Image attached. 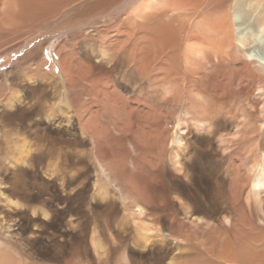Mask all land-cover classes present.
<instances>
[{"label": "bare ground", "instance_id": "6f19581e", "mask_svg": "<svg viewBox=\"0 0 264 264\" xmlns=\"http://www.w3.org/2000/svg\"><path fill=\"white\" fill-rule=\"evenodd\" d=\"M119 2L14 0L16 8L12 10L13 17L27 23L29 22L23 19L25 15L36 10L39 12L40 8L42 11L39 16L48 21L61 9H74L88 4V12L79 14L82 19L90 18L93 14L96 17V8H101V12L107 14H112V8L117 11L130 9L128 19L131 26L116 28L113 36L115 40L110 41L106 48L95 51L85 49L87 47L80 37L91 32L96 33V36H107L111 33L110 27L96 29L89 26L82 32L73 33L71 36L75 40L62 38L58 48L62 58V78L43 71L40 64L34 63L35 69L26 75L29 83L26 89L40 82L45 87V83L50 82L58 92L61 87L65 91H71L64 102L62 119L55 112L57 99L52 108L50 105L47 108L45 118L43 115L32 122V125L28 124L26 121L34 118V114L28 110V104L33 102L31 99L26 100V95L23 96L20 90L11 87V84L16 85L17 76L10 83L7 79L6 83L0 84L5 86L0 87V208L7 213V218L1 221L4 223H0V243H11L15 237L21 236L25 256H47L60 261L58 255L47 247L55 244L56 248H64L81 238L86 245L92 247L90 254L93 253L96 261L102 263L103 255H109L115 249L108 241V235L118 239L114 244L120 248L126 246L127 238L131 235L134 244L131 254L138 253L135 250L137 247L140 255H144L147 250H156L163 251L167 258L171 240L180 238L175 235L176 231L187 228L191 232L185 233L181 247L190 244L188 236L196 235L199 245L205 248L207 257L210 256L204 263L196 264H264V155L261 158L262 164L250 172L241 166L242 163L230 161L235 155L233 151L225 153L229 146L223 142L229 141L228 139L218 140L214 137L211 140L210 134L213 131L212 120L217 117V111L227 117L230 100L247 91L250 96L249 92L255 86L260 102L257 104L258 108L255 107L256 112L249 113L248 117H256L261 127H264V5L254 7L256 12L262 10L263 13L249 17L253 21L246 28H242L240 21H235V35L232 26L226 23V18L219 19L208 29H194V21L201 13L216 14L225 6V0L210 4L201 1L196 5L186 4L185 0ZM12 7H7L8 12ZM238 8L241 6L238 5ZM240 11L246 16L245 11ZM5 13L7 12L2 17H5ZM241 13L237 15L239 18ZM37 16L38 14L33 15L32 20ZM2 17L0 38L15 34L20 29L16 25L2 31L5 23ZM220 34L227 38L223 39L226 44L224 47L217 43ZM89 37L85 35V38ZM225 47L236 53L232 55ZM241 51L244 52L245 59L239 58ZM119 57L127 58L128 63L123 64ZM114 64L118 68L123 64L125 70L135 74L129 82L118 83L115 79V84L121 85L118 89L110 85V79L103 80V77H112ZM43 87L39 88L40 97L45 90ZM6 90L8 91L5 92ZM145 91L150 93L149 101L143 96ZM95 94L94 98L101 108L99 110L93 108L94 101L90 97ZM86 96L90 98L87 99ZM197 96L203 98L205 103L196 98ZM40 97H37L36 105L41 101ZM145 102H150L151 105L147 106ZM194 103L207 104L204 109L210 108V122L191 124L185 121L179 126L177 134L169 138L162 127L164 118L169 116L167 113L182 104L188 109ZM212 105H217L219 109L212 108ZM143 106L150 110L146 111ZM72 109L76 115H73ZM203 110H200V116L204 115ZM122 114L126 115L127 122L120 119ZM76 120L80 127L77 133L82 136L80 141L70 139L71 142L64 137L50 135V130L46 132L37 123H51L59 129L64 126L62 131L66 132L76 128ZM14 124L19 127L17 136L14 135ZM25 132L29 133V138L18 135L24 136ZM88 133L95 143L94 152L88 148ZM197 134L203 135V139H199ZM263 136L264 133L261 137ZM253 141L254 138L236 142L235 151L236 148L240 150ZM60 142L67 144L59 146ZM167 142L171 145L169 155ZM202 142L206 143L205 149L202 148ZM46 143L51 145L52 151L48 150ZM106 148L109 152L105 151ZM262 149L264 151V141ZM61 151H64L62 155L67 151L71 152L80 164L74 178L77 182L75 189H69L68 185L62 183L60 187L61 198H68L65 210L74 212L70 216L75 218V222L65 221L62 216L65 231L56 229L57 232H50L44 227V223H50L47 220L48 212L35 206V194L28 181L36 177L34 172L41 174V164L47 157L49 164L47 162L48 165L43 170L47 175L44 180H51L60 162L61 156L58 152ZM209 152L214 159H211ZM88 153L96 154L108 172L106 177L111 183L113 181L125 199L128 198L127 205L124 206L129 209L128 214L115 202L113 193L102 188L101 174H95L96 181L89 183L86 169L91 167V160L86 156ZM49 154H53V157ZM197 161L204 164L214 161L227 167L224 166L222 172L212 177L209 182L205 175L207 170L197 165ZM92 168L95 170V167ZM208 185L213 190L211 198L207 196L209 188H196ZM81 209L86 213H94L96 217L93 227L82 218ZM51 211L58 220L59 211ZM25 217L28 218L30 226L23 223ZM96 219L99 226L97 229ZM55 226L54 224V228ZM19 227L21 228L18 231ZM97 230L106 240L99 237ZM96 231V237L101 242L96 240ZM41 240L47 244L42 245L38 251H32ZM181 247H176L178 249L171 257V262L166 264H183L187 255ZM2 251L0 249V264H15L5 258Z\"/></svg>", "mask_w": 264, "mask_h": 264}, {"label": "rangeland", "instance_id": "374dc122", "mask_svg": "<svg viewBox=\"0 0 264 264\" xmlns=\"http://www.w3.org/2000/svg\"><path fill=\"white\" fill-rule=\"evenodd\" d=\"M119 1L122 2L125 0H119ZM185 1H186V4L191 3L193 5H196V4H199V2L201 1H205L206 3L210 4L215 1L218 2L219 0H185ZM18 2H20V0H18ZM0 3H1L0 10L2 11V13L0 11V15H1L0 18L2 17V14L4 12H7L5 13V17H2L5 23L2 25L4 27H2L1 30L5 31L11 27H15L16 25L20 26V29L16 31L15 34H10L9 36H6V37L4 36L3 37L4 39L0 38V84L6 83L7 79H9V83H10V80H13L17 76V78L15 79L16 85L14 86L13 84H11V87H14L15 90L17 89L20 90L23 96L26 95L25 96L26 100L29 101L31 99L30 101L33 102V103L30 102L31 104H28V106L31 107V108L28 107V110H29V113L31 111V114H34V118L26 121L27 123L29 122L28 124H31V125L33 124L32 122L37 121L43 115L45 118V113L47 112V108L49 107V105L51 106L50 108H52V105L55 103L57 99H58V101L56 102L57 111H55L56 109H54V111L56 112L57 117L59 119H62L64 115L63 110H64L65 99L69 98L70 93H71V91H68V90L65 91L62 87L60 88L58 92L57 89L54 87V85L50 82L45 83L46 85L45 87H43L44 85H41L42 83L40 82V83H36L34 86H31L30 89H26L29 84L26 79V75L35 69L36 65L34 63L40 64V67L43 71H46L47 73L52 74L55 77L62 78L63 76L62 58H61L60 52L58 51L59 45L61 43L60 41L63 40L62 38H64V40L73 39L71 36L73 33H78L80 31L82 32L86 30V28L89 26H92L93 28H96V29H100L103 27H110L111 29H109V31L111 32L110 33L111 35L108 34L109 35V36L107 35L108 37L107 36H103V37L96 36V33H92V32L86 33V34L84 33V36L80 37V39H83L82 41L85 43L87 47L85 49L87 50L93 49L95 51V50H100V48H104V47L106 48V46L109 45L110 41L115 40L113 36H115L116 28L118 27L129 28L131 26L130 20L128 19L129 14H130V9L117 11V10H113L112 8L111 10L112 14H107V12H101V8H96V10H94V12H97L96 17H94L93 16L94 14H93L92 17L90 18L82 19L79 16V14L81 13L84 14L88 12V4H84V5H79L78 7H74V9L73 8L70 9V7L61 9L58 13H56L57 14L56 16L49 19L48 21L46 20L44 21L43 17H40L41 16L40 13L42 11V9L40 8L38 9L39 12H36L37 11L36 10L35 12H30L29 14L25 15L23 19H26L30 23L29 24L22 19L13 17L12 10L16 8L14 7L16 6L14 3V0H0ZM9 5L13 6L14 8L12 7V9H9V12H8L7 7ZM238 5L241 6L240 9L242 11H245L247 13L246 16L241 13L240 9L238 8ZM256 5L263 7L264 0H225V6L221 8L220 10H218L216 14L210 13L207 15L206 13H201L200 16H198L194 21V29L195 31L208 29L209 26L215 24L219 19L226 18V23L229 26L230 25L232 26L233 33L236 35L235 21L236 22L240 21V23H242V28H246L247 26L250 25V22L253 21L252 19L249 20L248 19L249 17H256L258 16V14L263 13L262 10H259L258 12L255 11L254 7H256ZM102 13H104L103 16L101 15ZM239 13L242 14V15L240 14L241 15L240 18L237 16ZM36 14H38L37 18L32 20V16ZM7 19H10V20L7 21ZM85 35L90 36L89 37L90 40L88 38H85ZM223 39L227 40L226 36H224L223 34H220L218 36L217 43L222 44V46L224 47L226 46V44L223 42ZM224 49L227 50L232 55L236 53L233 50L229 51L227 47H225ZM239 58L245 59L244 52L242 51L240 52ZM119 60H121L123 64L128 63L127 58L119 57ZM123 64L122 66H119V68L116 67V64H114L115 70L113 72L112 77H109V76L103 77V80H106V81H109L110 79V85L114 86L117 89L118 87H121V85L118 86L119 84H115L116 82L115 79H117L118 83L119 82L125 83L126 81L129 82V80L135 75L130 70H125V68L123 67ZM0 87H5V86L0 85ZM40 87L41 89L42 87L45 89L42 97L38 95L41 90L39 89ZM257 90L258 89L255 86L253 90L249 92L251 93L250 96L247 93L248 91L246 93L235 95L230 100V105L227 108L229 109V113L227 114V117H225L224 115L219 113V111H217L218 112L217 117L212 120L214 123L211 125L213 131L210 133L212 134L211 140H213L214 137L218 140L219 138L228 139L229 141L223 142V144H225L226 146H229L226 148L225 153H227L228 151H233L235 155L234 157L230 158V161L236 160L237 163L239 164L242 163L241 166L244 169L250 170V172L255 167L262 164L261 158L264 155V151L262 149V143L264 141V138H263L264 136L261 137L262 134L264 133L263 131L264 127H261L259 123L260 121L258 122L256 117L253 119H250L248 117L249 113L253 111L256 112V108H258L257 104L259 105L260 96L256 94ZM7 91L8 90H6L5 92ZM56 92L59 93L58 98H57ZM37 95L40 97L41 101L37 103L36 105V101L38 99ZM29 96H32V97H29ZM127 96H130V95H127ZM143 96H145V98L148 101L151 99L149 92L145 91ZM209 96L213 97L212 94H209ZM86 97L87 99L91 97V99L94 101V107H93L94 109H97V110L101 109L99 105L97 104V100L94 98L96 97V94L94 96L91 95L90 97L88 96ZM196 98L201 99V101L205 103V100L201 98L200 96H197ZM145 104L147 106L151 105L150 102H145ZM134 106L137 107L136 104ZM143 107L146 111L150 110L149 107L148 108L145 106ZM206 107H207V104L201 105L200 103H194L192 106H189L188 109L183 104L180 105V107H176L172 109L170 113H167L169 116L164 118L162 122L164 133H166L169 138H172L173 136L177 134L181 123L185 121H189L191 124L193 122H196V123L210 122V119H208V112L210 111V108L209 110L204 109ZM211 107L212 108L215 107L216 109H219L217 105L216 106L212 105ZM111 109L112 107L110 108V112H111ZM200 110H203V114H204L203 116H200ZM164 111L165 110H163V112ZM72 112H73V115L74 114L76 115L74 109H72ZM125 117L126 115L122 114L120 116V119L124 122H127V118ZM129 120H130V117H129ZM37 123H38V127H41L46 132L50 130L49 131L50 135L53 136L55 134V135H58L59 137L66 138L68 141H70V139L71 141L72 139L76 141H80L81 136H82L81 133H77L79 132L78 129L80 128L78 124L79 122L77 123V120H76V124L74 125V127L76 128H74L73 131L67 130L66 132L62 131L64 129V126L61 129H59L49 122H48L49 124H45L42 121H39ZM238 123H241V124L237 127ZM14 126L16 127V129L14 131L15 134L14 133L13 134L17 136L16 131L19 130V127L15 124ZM111 129H113V127H111ZM75 132L77 134H75ZM18 135L20 137L29 138L28 132H25L24 136L22 134H18ZM196 136L199 137V139H203V135L200 136L197 134ZM86 137H87V141L89 142L88 148L93 149V152H94L95 143L93 142V139L90 136V133H88ZM251 138H254L253 143L242 147L240 150L236 148V151H235L236 142L241 141V140H249ZM192 139H195V138L192 137ZM66 144H67L66 142L63 144L60 142L59 146H62V145L66 146ZM126 146L129 147L128 144ZM46 147L48 148L49 151H52L50 144H47ZM166 148H167V155H169L170 150H171V145L169 142H167ZM202 148L204 149L206 148L205 142H202ZM190 149L191 147H189V150ZM189 150L187 149V151L191 153ZM105 151H108L107 148L105 149ZM118 151L119 150H117V152ZM192 151H193V148H192ZM58 153H59V156H61L60 162L57 166V170L55 171V174L51 176V180H48L50 178H47L48 182H45L47 175L44 173L45 171L44 168L49 164V158L47 157V159L44 160V163L42 161L43 163L41 164L42 170H40L41 174L34 172V176L36 177L31 178L28 181L30 188L33 189V192L35 194V198H36L35 201L37 202V203H34L35 206H38V207L40 206L41 208H43L44 210L48 212L47 220L48 221L50 220V223H47V225H45L44 223V227L45 229H48V231L50 232H53V231L57 232L56 229L62 232L65 231V228H64L65 222L61 218L62 216L65 217V221L71 220L72 222H75L73 221L75 218L70 216V214L71 213L74 214V212L70 213L69 210H65V206L68 204V201H67L68 198L66 196H65L66 199H64L63 197L61 198L60 193L62 192V189L60 190V187L63 184V185H68L69 189H72V190L75 189L77 182H75L74 178L77 175V171H78V168L80 167V164L78 162V158H74V155L71 152L67 151V153L63 155L62 153H64V151H61ZM89 153L88 155H86L87 158L88 159L90 158L91 160V167H88L86 169L87 170L86 174H88V179L90 181L89 183H93L94 181H96L95 174L97 173L101 174L103 180H100L101 181L100 185L102 186V188H104L105 190L109 192H112L113 193L112 196L115 202L118 204V206H120L123 209V212L128 214L129 209L124 208V206L127 205L128 198L125 199V197L121 195L119 188L113 184V181L111 183L110 180L106 177V174L108 172L105 171V169L103 168V165L101 164V162H99V159L96 157V154H95L96 152L94 153L95 155H93V153L89 155ZM49 155L50 157H53V154H49ZM211 155H210L211 159H214L213 155L212 156ZM197 165H199L200 167H203V170H207V173L205 175L209 179V182H211L212 177H215V175H217L218 173H221L222 170L224 169V166H226L223 163H215L214 161L208 164L206 163L204 164L200 161H197ZM92 166L95 167V170H93ZM42 181L44 182L42 183ZM209 182L207 184H209ZM196 188L201 189V190L203 188H209V192L207 196L211 198V191L213 190L210 185L206 187L196 186ZM51 210L59 211L60 217L58 220L54 218ZM0 212H1L0 213V223H4L1 221L5 217L7 218V215H6L7 213L3 210V208H0ZM90 213L88 212L86 213L84 209H81L82 218L86 220V223L90 224L89 225L90 227H93L94 218L96 216L91 211ZM87 215H89L88 218L86 217ZM47 220L45 222H48ZM116 221H119V219H117ZM23 223L29 225L30 222L28 218H26V219H23ZM54 224L56 225L55 226L56 228H54ZM102 224H103V221H102ZM97 226H98V222L96 219V226H95L96 229H97ZM20 228L21 227H19L18 231L20 230ZM100 228H102V226ZM263 228H264V225H263ZM98 232H99V237H101L103 240H106V238L105 237L103 238V236L100 234V231ZM98 232L95 233L97 234L95 235V237L98 236ZM186 232H191V231L187 228L178 229L176 231L175 235L180 238H175L171 240L167 258L164 257L165 255H163V251H156V250L155 251L147 250L145 251L144 255H140L139 253L140 249L137 247L135 248V250L138 251V253L135 255L131 254L130 251L132 250V246L134 245L131 235L127 238V242H126L127 244L129 242V244L128 245L126 244V246H123L122 248L118 247L117 244H114L116 240H118L116 237L111 238L108 235V238H109L108 241H110L114 245L115 249H113L109 255H103L102 263L96 261V258L94 257L93 253L90 254L93 251L92 247L90 248L88 245H86L81 238L73 241L72 245H67L64 248L58 247V246L56 248L55 244H53L50 247H47L49 251L51 252L54 251V253L58 255V257L60 258V261L50 259L47 256L44 258L43 256L40 257L37 255H33V257L31 256L30 258L25 256L23 253V249H22L24 244L22 243L20 239L21 236L19 238L15 237V239H13L11 243L6 242V241L1 242L0 249L3 250L2 253L5 254V258H7L8 260L10 259L9 261L15 264H51V263H55V264H68V263L69 264H137V263L139 264H166V263L171 262V257L174 255V253L178 249V248L176 249V247H181L184 241V236H186L185 235ZM222 234H225V233L222 231ZM188 237L190 239V244L187 247L186 245H184V247H181L184 254L187 255L186 258L183 259L184 261L182 260L183 264H194V263L196 264V263H201V262L204 263L205 259H208V257L210 258V256L207 257L204 251L205 248L199 245L198 243L199 239L197 238L196 235H190ZM87 240L89 241V239ZM96 240L101 242L98 237H96ZM16 244L17 245L19 244V245L17 246ZM46 244L47 242H44L41 240V242H39L38 244L35 245V247L32 248V251L34 250L38 251L42 245H46Z\"/></svg>", "mask_w": 264, "mask_h": 264}]
</instances>
